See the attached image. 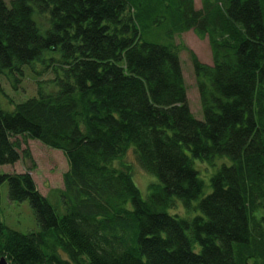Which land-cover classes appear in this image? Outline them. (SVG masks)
I'll return each mask as SVG.
<instances>
[{"label": "trees", "instance_id": "trees-1", "mask_svg": "<svg viewBox=\"0 0 264 264\" xmlns=\"http://www.w3.org/2000/svg\"><path fill=\"white\" fill-rule=\"evenodd\" d=\"M201 2L0 0V78L18 89L28 71L53 75L32 97L0 101V166L31 157L18 137L68 165L52 196L62 214L30 172H0L40 227L0 221L10 264H264V0ZM159 25L170 43L144 39ZM191 29L208 38L212 64L174 41ZM128 150L157 177L146 196L132 166L116 163Z\"/></svg>", "mask_w": 264, "mask_h": 264}, {"label": "rangeland", "instance_id": "rangeland-1", "mask_svg": "<svg viewBox=\"0 0 264 264\" xmlns=\"http://www.w3.org/2000/svg\"><path fill=\"white\" fill-rule=\"evenodd\" d=\"M5 2L10 5L11 0H5ZM201 5V0H195L196 8H201ZM38 20L42 25L48 26L47 16H40ZM144 39L161 44H168L171 42V38L166 32V27L163 25L154 27L149 32L144 33ZM174 41L178 44H185V46L198 56L201 62L207 64L213 63L212 50L207 37L201 38L191 29L175 35ZM180 56L184 78L188 89L190 107L194 114L201 117L202 114L197 79L190 53L187 50H182ZM52 77L53 75L51 72L43 73L38 76L36 71H28L26 77L17 89L12 86L11 82L9 84L8 80L2 76L0 78V101L4 99L3 103L9 106L12 99L17 102L32 97L37 91V80H47ZM3 108L10 109L11 107L7 108L3 106ZM18 138L21 141V150L28 148L31 157L26 159L22 154L20 160L14 164L0 166V172H30L40 192L43 195L49 196L51 203L57 207L60 214L64 213V206L61 202L59 203L58 197L54 194V197L52 198L54 191L63 189V174L68 169L67 161L62 151L48 147L38 140L27 139V141H24L20 137ZM119 162L127 163L132 166L135 182L139 186L143 195H148L149 191L147 186L151 181H156L157 177L149 174L139 165L133 150H128L116 163L119 164ZM207 181L209 183V176L208 179H206V184H208ZM206 189H209V187H206ZM173 211L178 213L182 212L183 207L177 205ZM170 212L173 213L171 210ZM258 214L259 216H257ZM258 214L255 215L257 218L264 215V208H260ZM0 221L5 223L11 229L24 233L38 230L40 228L28 200L17 202L9 199L7 181L0 184Z\"/></svg>", "mask_w": 264, "mask_h": 264}, {"label": "water", "instance_id": "water-1", "mask_svg": "<svg viewBox=\"0 0 264 264\" xmlns=\"http://www.w3.org/2000/svg\"><path fill=\"white\" fill-rule=\"evenodd\" d=\"M0 264H10L5 256H0Z\"/></svg>", "mask_w": 264, "mask_h": 264}]
</instances>
